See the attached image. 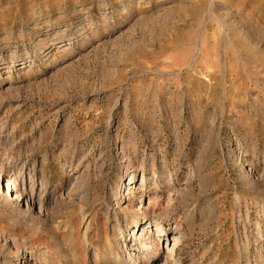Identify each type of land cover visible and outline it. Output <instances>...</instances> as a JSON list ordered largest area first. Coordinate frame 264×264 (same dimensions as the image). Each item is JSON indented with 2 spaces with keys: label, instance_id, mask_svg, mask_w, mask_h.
Listing matches in <instances>:
<instances>
[{
  "label": "rangeland",
  "instance_id": "374dc122",
  "mask_svg": "<svg viewBox=\"0 0 264 264\" xmlns=\"http://www.w3.org/2000/svg\"><path fill=\"white\" fill-rule=\"evenodd\" d=\"M0 264H264V0H0Z\"/></svg>",
  "mask_w": 264,
  "mask_h": 264
},
{
  "label": "bare ground",
  "instance_id": "6f19581e",
  "mask_svg": "<svg viewBox=\"0 0 264 264\" xmlns=\"http://www.w3.org/2000/svg\"><path fill=\"white\" fill-rule=\"evenodd\" d=\"M137 222H138V221H136V225H138V224H139V223L137 224Z\"/></svg>",
  "mask_w": 264,
  "mask_h": 264
}]
</instances>
